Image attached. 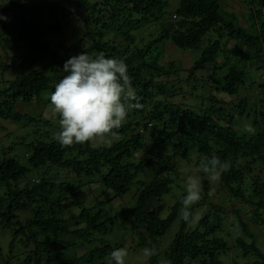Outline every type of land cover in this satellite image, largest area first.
Masks as SVG:
<instances>
[{"label":"trees","instance_id":"obj_1","mask_svg":"<svg viewBox=\"0 0 264 264\" xmlns=\"http://www.w3.org/2000/svg\"><path fill=\"white\" fill-rule=\"evenodd\" d=\"M245 3L248 26L220 0H179L171 15L172 0H0L8 17L0 20V128L33 127L0 145V228L12 253L4 264H106L120 247L116 228L139 236L137 254L158 246L149 264H185V257L188 264H228L231 255L264 264L251 228L264 234V83L253 78L263 71L264 80V0ZM64 25L82 39L53 45L50 33ZM168 42L202 51L184 70L163 62ZM82 51L123 58L142 105L110 146L61 147L53 139L58 120L17 111L19 102L47 105L64 62ZM40 56L43 68L28 70ZM8 73L15 79L6 82ZM249 124L254 135L245 131ZM213 156L232 165L219 176V203L211 196L216 186L202 182L203 198L190 208L199 219L186 223L181 200L192 172L178 164L210 168ZM93 183L105 190L99 198ZM228 225L238 232L234 241L224 237Z\"/></svg>","mask_w":264,"mask_h":264},{"label":"clouds","instance_id":"obj_2","mask_svg":"<svg viewBox=\"0 0 264 264\" xmlns=\"http://www.w3.org/2000/svg\"><path fill=\"white\" fill-rule=\"evenodd\" d=\"M7 19L0 13V20ZM62 70L65 75L50 93L52 112L58 117V129L53 134L55 142L64 148L85 143L99 147L120 139L118 130L126 123L129 112L142 108L126 61L103 52L93 56L82 51L70 56ZM245 131L254 135L256 129L249 124ZM209 163L211 167L204 171L218 176L232 167L230 162L221 161L217 156L211 157ZM202 198L201 181L190 177L187 194L181 200L180 218L184 222L198 221L199 217L190 208ZM155 255V246L144 247L133 262L130 249L119 247L108 255L106 264H149ZM189 259L185 257V264Z\"/></svg>","mask_w":264,"mask_h":264},{"label":"rangeland","instance_id":"obj_3","mask_svg":"<svg viewBox=\"0 0 264 264\" xmlns=\"http://www.w3.org/2000/svg\"><path fill=\"white\" fill-rule=\"evenodd\" d=\"M246 0H220V3L223 7H225L228 11L230 12H235L237 13V16H239L240 19H238L239 23L243 25H247L245 21L241 20L242 17H249V12L247 11L246 8H249V6L246 5ZM178 3L179 0H172L171 7L169 9L170 15L176 11L178 8ZM246 7V8H245ZM237 22V21H235ZM248 26V25H247ZM82 34L80 35L79 32L77 31V28L74 25H69L63 27V31L61 33H50L49 40L52 42L53 45H59V44H65L66 46H71L75 43H77L80 39H82ZM84 38V37H83ZM209 39V37H208ZM208 39L204 41L202 44V48H204L207 45ZM85 43L90 44V40L88 38H85ZM233 43H230L229 46H232ZM163 51H165V59H163V62H170V61H176L178 63H182V67L184 70H187L190 68L193 64V62L200 56L201 54V49L200 50H195V51H189V50H181L177 48L173 43H165L163 45ZM7 50L10 52L11 55L14 54V49L12 46H8ZM17 56L18 58H21L24 54L23 50L17 51ZM16 57V56H15ZM59 61V60H58ZM57 62V61H56ZM43 64L41 61V56L37 57V59L32 58L27 62L28 65V70H33V69H39L43 68ZM25 71V70H24ZM27 71V70H26ZM261 73V74H260ZM260 73H256L254 78V81H262L264 83V80L261 79V76L263 74V71H260ZM22 74V72H18V75ZM7 81L10 82L13 79H15L16 74L15 73H8L7 75L4 76ZM263 77V76H262ZM61 78V77H59ZM220 98V96H219ZM45 99H46V104L44 105V102L40 103H32V104H25L22 102H19L17 105V111L18 112H25L28 113L29 115H36V116H42L45 119L51 120L53 122L58 120V117L53 114L52 112V106L50 103V92L45 94ZM26 127V128H23ZM24 123L22 124H13L10 122H3L2 127L0 128V145L2 144H7L10 145L13 141H17V137L25 134L27 132V129H31L33 127H28ZM23 130H26L25 132ZM34 131V130H33ZM28 133V132H27ZM26 133V134H27ZM113 143V140L111 141L110 145ZM109 144H105L102 146H110ZM99 146V147H102ZM18 151V150H17ZM18 153V152H17ZM9 156H12V154H9ZM178 166L181 168V170L185 173H191L192 172V177L195 179H199L202 182L204 181H210L211 185H218L219 182V176L213 174L211 171L205 172L204 168L206 167H196L194 168L193 164H189L188 162L185 161H180ZM188 172V173H187ZM30 176L32 175L31 173L29 174ZM188 181V180H187ZM185 180V186L188 188V182ZM91 188L93 191L92 192L94 197H100L104 193V188L101 185H98L96 183L91 184ZM203 188V184H202ZM90 192H86L87 195H90ZM91 194V195H92ZM132 194L126 196L123 199H116L113 201V204L119 205L120 203L125 204V202L129 201L131 199ZM211 196L213 197V202L219 203L218 198L221 197V194L217 188V186L213 189ZM105 196L102 197L101 202L104 201ZM126 200V201H125ZM125 201V202H124ZM170 204L173 203V200L171 199ZM152 207L154 206V203L151 205ZM231 205H228L227 208H230ZM108 213L110 216H114V212L111 211V209H108ZM250 213V211H249ZM243 219L247 222H249L250 226L252 225L249 219V216L245 213L242 214ZM231 217V216H230ZM232 220V219H231ZM252 230L256 233L257 235V245L258 247L264 252V234L262 235V232L257 230L253 225L251 226ZM8 232L5 230H2L0 228V264H4L6 259H9L12 256V253L10 251V237L8 236ZM122 236H124V231L120 228H116V231L114 233V236L112 239L114 240V243L120 244V247H128L132 253V260L135 262V258L137 255V252H135L134 247L139 241V236L138 235H133L130 233H127V235L124 236V239H122ZM173 236V234L171 235ZM224 237L226 240L234 241L238 237V232L235 230H232L231 226L228 225V227L225 229ZM124 240V241H122ZM229 241V243H230ZM251 242V241H249ZM158 248V246H156ZM83 251H79L78 255H83ZM231 259V261H229ZM256 259V258H253ZM228 264H235L236 262L240 264H244L246 262L245 258H235L233 255H231L228 258Z\"/></svg>","mask_w":264,"mask_h":264}]
</instances>
